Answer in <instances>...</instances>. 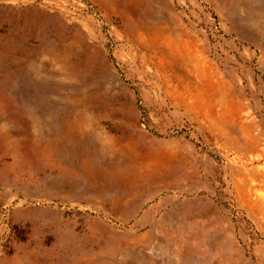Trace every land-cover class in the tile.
<instances>
[{
  "label": "rangeland",
  "instance_id": "obj_1",
  "mask_svg": "<svg viewBox=\"0 0 264 264\" xmlns=\"http://www.w3.org/2000/svg\"><path fill=\"white\" fill-rule=\"evenodd\" d=\"M0 264H264V0H0Z\"/></svg>",
  "mask_w": 264,
  "mask_h": 264
},
{
  "label": "bare ground",
  "instance_id": "obj_2",
  "mask_svg": "<svg viewBox=\"0 0 264 264\" xmlns=\"http://www.w3.org/2000/svg\"><path fill=\"white\" fill-rule=\"evenodd\" d=\"M50 131H52V135L57 134V132L55 130H50Z\"/></svg>",
  "mask_w": 264,
  "mask_h": 264
}]
</instances>
